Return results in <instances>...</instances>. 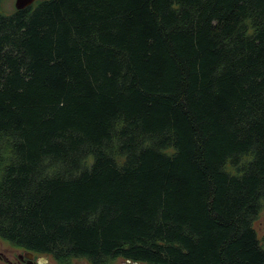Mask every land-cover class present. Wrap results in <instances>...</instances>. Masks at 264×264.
<instances>
[{"label":"trees","instance_id":"16d2710c","mask_svg":"<svg viewBox=\"0 0 264 264\" xmlns=\"http://www.w3.org/2000/svg\"><path fill=\"white\" fill-rule=\"evenodd\" d=\"M263 209L264 0L0 10V240L57 264H264Z\"/></svg>","mask_w":264,"mask_h":264},{"label":"rangeland","instance_id":"374dc122","mask_svg":"<svg viewBox=\"0 0 264 264\" xmlns=\"http://www.w3.org/2000/svg\"><path fill=\"white\" fill-rule=\"evenodd\" d=\"M14 1L15 0H3L1 4V12L5 15H10L14 11ZM254 229L256 231L257 237L260 241H263L264 244V209L260 212L257 220L254 223ZM25 252L20 249L14 248L8 243L0 240V264H19L18 256L21 255L25 257ZM34 262L37 261V258H42L44 256L35 255ZM26 259V257H25ZM46 264H57L52 258L46 257ZM43 264V263H41ZM70 264H89L86 260L76 259L72 260ZM110 264H131L125 262L121 259L114 260Z\"/></svg>","mask_w":264,"mask_h":264},{"label":"water","instance_id":"95a60500","mask_svg":"<svg viewBox=\"0 0 264 264\" xmlns=\"http://www.w3.org/2000/svg\"><path fill=\"white\" fill-rule=\"evenodd\" d=\"M35 1L36 0H15L14 1V9L17 11L23 10V9L31 6ZM25 257H26V259L31 260V259H33V254L25 253ZM41 262L46 264L47 263L46 257H42Z\"/></svg>","mask_w":264,"mask_h":264},{"label":"flooded vegetation","instance_id":"af4514ba","mask_svg":"<svg viewBox=\"0 0 264 264\" xmlns=\"http://www.w3.org/2000/svg\"><path fill=\"white\" fill-rule=\"evenodd\" d=\"M34 259H35L34 256H33V259H31V260L25 259V257L23 258L21 255L18 256L19 264H41L42 263L41 258H37L38 260L35 262H34Z\"/></svg>","mask_w":264,"mask_h":264}]
</instances>
